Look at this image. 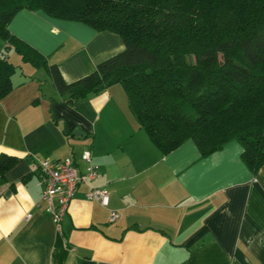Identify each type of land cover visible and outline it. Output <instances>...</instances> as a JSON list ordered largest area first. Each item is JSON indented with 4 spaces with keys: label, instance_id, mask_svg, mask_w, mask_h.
<instances>
[{
    "label": "crops",
    "instance_id": "1",
    "mask_svg": "<svg viewBox=\"0 0 264 264\" xmlns=\"http://www.w3.org/2000/svg\"><path fill=\"white\" fill-rule=\"evenodd\" d=\"M8 30L66 82L124 48L114 32L41 10H19ZM7 57L15 72L0 99V153L18 159L0 184V264H264V164L248 168L237 141L201 156L186 140L163 154L120 84L67 103L42 67ZM85 149L99 171L77 185L56 229L36 163L68 157L83 170ZM90 187L108 192L106 206L86 198Z\"/></svg>",
    "mask_w": 264,
    "mask_h": 264
},
{
    "label": "trees",
    "instance_id": "2",
    "mask_svg": "<svg viewBox=\"0 0 264 264\" xmlns=\"http://www.w3.org/2000/svg\"><path fill=\"white\" fill-rule=\"evenodd\" d=\"M22 9L114 32L124 48L66 82L56 64L8 30ZM0 39L42 67L67 103L120 84L163 154L191 140L207 156L235 140L248 168L264 164V0H0ZM14 72L0 53V99ZM17 159L0 153V184Z\"/></svg>",
    "mask_w": 264,
    "mask_h": 264
},
{
    "label": "built area",
    "instance_id": "3",
    "mask_svg": "<svg viewBox=\"0 0 264 264\" xmlns=\"http://www.w3.org/2000/svg\"><path fill=\"white\" fill-rule=\"evenodd\" d=\"M81 157L85 163L83 170H80L73 159L68 157L57 160L41 159L36 163L39 174L38 184L42 186L41 200L45 204L44 211L59 230L77 185L93 180L99 171V165L92 161L90 150H83ZM85 196L103 206L109 201L108 192L103 188L90 187ZM29 217L30 214H26L25 218ZM118 218L119 213L112 210L108 220L113 222Z\"/></svg>",
    "mask_w": 264,
    "mask_h": 264
},
{
    "label": "rangeland",
    "instance_id": "4",
    "mask_svg": "<svg viewBox=\"0 0 264 264\" xmlns=\"http://www.w3.org/2000/svg\"><path fill=\"white\" fill-rule=\"evenodd\" d=\"M0 53L1 54H5L7 56L10 55V57H11L10 59L12 61H14V59L15 60H19L20 59L18 53H16V51L13 48H11V47H5V44H4V42L1 39H0ZM26 64H27V66H30L28 63H26Z\"/></svg>",
    "mask_w": 264,
    "mask_h": 264
},
{
    "label": "water",
    "instance_id": "5",
    "mask_svg": "<svg viewBox=\"0 0 264 264\" xmlns=\"http://www.w3.org/2000/svg\"><path fill=\"white\" fill-rule=\"evenodd\" d=\"M79 132L82 133V131L79 128L75 129V134H77Z\"/></svg>",
    "mask_w": 264,
    "mask_h": 264
}]
</instances>
